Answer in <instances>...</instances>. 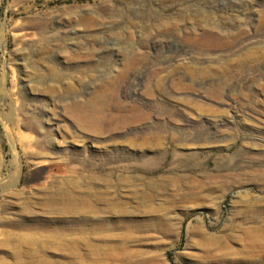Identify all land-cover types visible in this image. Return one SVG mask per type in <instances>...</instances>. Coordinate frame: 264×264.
<instances>
[{"label":"rangeland","instance_id":"1","mask_svg":"<svg viewBox=\"0 0 264 264\" xmlns=\"http://www.w3.org/2000/svg\"><path fill=\"white\" fill-rule=\"evenodd\" d=\"M263 17L0 0V261L264 264Z\"/></svg>","mask_w":264,"mask_h":264},{"label":"bare ground","instance_id":"2","mask_svg":"<svg viewBox=\"0 0 264 264\" xmlns=\"http://www.w3.org/2000/svg\"><path fill=\"white\" fill-rule=\"evenodd\" d=\"M263 14V13H262ZM263 19H264V17H263ZM263 22V21H262ZM68 207V206H67ZM29 213V212H28ZM17 225V224H16ZM18 226H20V225H18ZM19 238V237H18ZM19 240V239H18ZM21 241H22V239H20ZM18 242V241H17ZM23 244H24V246L26 247V250H25V252H26V254L27 255H29V257H30V259L31 260H29L30 262H24V261H18L20 258H22V257H20V258H18L17 259V262H18V264H34V263H40V261L38 260V262H35L34 260H32L33 259V256H34V254H33V252H32V249H31V247L33 246V245H35V244H37L38 245V242H37V240H35L34 238H32V237H25L24 239H23ZM37 242V243H36ZM23 244H20V245H23ZM14 245V244H13ZM17 246V245H16ZM21 247V246H20ZM17 248V247H16ZM22 248V247H21ZM21 248H17L16 250H14V251H12V254L11 255H13V256H15V257H18V256H20L21 255V253H22V251H21ZM31 250V251H30ZM39 251H41V250H39L38 249V252ZM37 252V251H36ZM24 253V252H23ZM37 254V253H36ZM35 254V255H36ZM33 255V256H32ZM14 257V258H15ZM24 257V256H23ZM28 258V257H27ZM41 260V259H40ZM43 262V261H42ZM0 263H3V262H1L0 261ZM38 263V264H39ZM44 263V262H43ZM4 264V263H3ZM16 264V263H15ZM46 264V263H45ZM48 264H50V263H48Z\"/></svg>","mask_w":264,"mask_h":264}]
</instances>
